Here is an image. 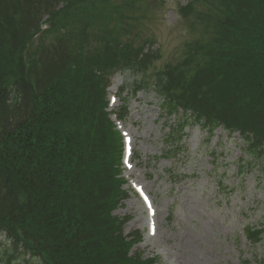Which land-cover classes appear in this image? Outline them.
<instances>
[{"label":"trees","instance_id":"trees-1","mask_svg":"<svg viewBox=\"0 0 264 264\" xmlns=\"http://www.w3.org/2000/svg\"><path fill=\"white\" fill-rule=\"evenodd\" d=\"M188 1L189 37L157 67L140 23L157 0H0V264H154L113 214L126 198L106 111L115 71L177 119L163 158L186 125L222 127L264 169V0Z\"/></svg>","mask_w":264,"mask_h":264},{"label":"rangeland","instance_id":"rangeland-1","mask_svg":"<svg viewBox=\"0 0 264 264\" xmlns=\"http://www.w3.org/2000/svg\"><path fill=\"white\" fill-rule=\"evenodd\" d=\"M157 1L142 8L140 23L144 37H154V48H160L156 63L160 67L175 59L189 37L178 13L189 1ZM135 79L116 74L108 94L114 87L132 89ZM118 99L112 107L117 109L126 101L128 115L122 126L133 139L135 155L125 176L143 188L156 212L153 237H147L146 212L133 193L128 192L114 212L130 218L124 235L140 234L136 250L145 258L157 257L156 264H264V235L260 243L250 245L242 233L246 227H264V170L249 159L238 134L228 136L217 129L209 135L189 124L178 149L161 158L173 119L160 113L159 98L147 90L131 98L125 91Z\"/></svg>","mask_w":264,"mask_h":264}]
</instances>
